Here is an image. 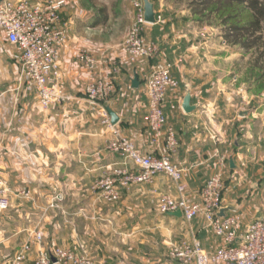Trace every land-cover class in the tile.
Returning a JSON list of instances; mask_svg holds the SVG:
<instances>
[{
    "label": "crops",
    "instance_id": "1",
    "mask_svg": "<svg viewBox=\"0 0 264 264\" xmlns=\"http://www.w3.org/2000/svg\"><path fill=\"white\" fill-rule=\"evenodd\" d=\"M101 1L67 0L62 10L69 26L61 55L67 96L62 103L42 109L34 94L18 90L19 65L13 59L12 46L7 42V54L0 46V80L7 79L10 84L0 93V126L7 129V177L14 188L27 186L32 190V207L41 196L52 200L59 195L71 198L67 209L73 220L84 215L83 224L89 234L84 235L83 242L96 264H180L169 256L173 242L170 229L183 218L160 211L162 196L175 195L166 176L159 175L153 184L122 189L115 204L101 203L92 195L90 189L96 179L126 164L124 158L108 149L111 134L102 124L99 108L87 103L85 87L99 77L112 83L114 92L105 106L119 117L116 126L141 153L158 152L163 142L154 140L147 123V78L153 62L171 63L172 75L180 85L168 90L164 112L179 142L173 161L186 168V196L198 200L206 180L220 172L224 180L222 206L229 208L225 215H241L240 233L252 220L246 215L249 207L238 198L242 189L234 191L230 186L239 173L264 179V108H237L236 93L242 94L244 104L251 95V99L254 97L251 89L236 92V79L221 74L220 60L215 59L218 54H214L220 33L206 41L197 39V30L202 35L203 28L196 25L187 7L177 10L175 0H150L161 20L146 25L145 36L158 43L160 52L154 61L131 63L122 43L109 41L102 34L114 17L135 20L134 4H144V0H105L107 5L114 3L113 14ZM81 51L99 61L94 72L77 59ZM115 62L121 68L118 74L112 70ZM189 92L191 104L197 108L187 113L183 102ZM244 111L248 113L241 115ZM128 167L133 165L128 163ZM1 226L3 221L0 264H7V258L11 256L12 262L16 252L7 254L11 238L2 234ZM97 227L99 233L95 234L91 229ZM191 232L210 253L224 245L206 227L203 215L191 222Z\"/></svg>",
    "mask_w": 264,
    "mask_h": 264
},
{
    "label": "built area",
    "instance_id": "2",
    "mask_svg": "<svg viewBox=\"0 0 264 264\" xmlns=\"http://www.w3.org/2000/svg\"><path fill=\"white\" fill-rule=\"evenodd\" d=\"M66 4L67 0H6L0 3V34L18 52V90L34 94L42 109L67 99L61 66V55L69 34L68 23L62 16ZM134 6L135 20L121 46L131 63L143 59L154 61L160 52L159 45L145 36V26L149 23L145 20L143 2L137 1ZM159 20L161 16H157ZM77 59L91 72L99 64L97 58L87 51L79 52ZM120 69L117 62L112 65L114 74H118ZM179 85L172 75L171 63H152L147 78V123L154 140H161L163 144L158 152L143 154L120 128L111 123L105 102L114 92L113 84L102 77L87 84L86 101L94 108H99L102 124L111 134L108 149L124 158L126 164V167L114 168L100 177L93 185V191L99 192L105 201L117 203L122 189L153 184L159 175H164L174 186L175 195L162 196L160 211L168 213L180 210L187 222L203 215L206 227L224 242L216 252L210 253L193 232L190 237L174 245L170 251L171 257L181 264H264V215L252 220L243 233L239 232L241 215L221 216L224 180L220 172L206 180L198 200L192 201L186 196V168L173 161L179 142L175 129L168 126L164 112L168 90ZM128 163L133 167H128ZM15 193L22 199L34 200L30 188H14L0 168V216L12 206ZM59 196H55L51 207L60 200ZM32 254L33 264H96L85 251L81 253L77 247H48L41 230L33 232L32 239L14 255L12 264H25Z\"/></svg>",
    "mask_w": 264,
    "mask_h": 264
},
{
    "label": "rangeland",
    "instance_id": "3",
    "mask_svg": "<svg viewBox=\"0 0 264 264\" xmlns=\"http://www.w3.org/2000/svg\"><path fill=\"white\" fill-rule=\"evenodd\" d=\"M101 5L106 6L111 13H115V5L114 3H110L107 5L105 0L100 2ZM177 10L186 9V3L184 0L178 1ZM134 18V17H133ZM134 21V19H133ZM133 21L131 19L125 17L120 18H112L111 22L107 27V32H104L102 36L109 39V41L114 40L118 41V43H122L126 38V35L129 32V28H131ZM131 25V26H130ZM199 27H202V32L204 34L201 35L197 30L195 37L197 39L202 38L203 40H209L212 36H216L218 33L219 39L217 42L219 44H215L214 54H218L215 59L220 60L219 67L221 70V74L225 76H229L231 79H236L234 83V88L236 92L242 90H247L250 87V82L245 81V68L247 66V62L250 59V54L244 56V52L237 47H226L222 44L223 39L221 37V27H218L214 24H200L197 22L196 24ZM130 26V27H129ZM129 27V28H128ZM217 33V34H216ZM205 35V36H204ZM218 37V36H217ZM221 42V43H220ZM9 44V43H8ZM10 45V44H9ZM0 46L5 49V53L7 54V42L0 35ZM11 46V45H10ZM122 47V46H121ZM123 49V48H122ZM13 51V59L17 60L18 52L12 46ZM217 52V53H216ZM3 53V52H2ZM125 53V51H124ZM226 60V61H225ZM228 60V61H227ZM16 62V61H15ZM14 62V63H15ZM18 78V75H17ZM17 83V79H16ZM10 86L7 83V79L4 81L0 80V93L1 91H7V87ZM253 87V86H251ZM13 89V88H12ZM253 94L248 101H244L242 94H237V108L245 107L251 108L254 107L264 108V95L263 93L258 92V90L252 89L250 91ZM256 125L258 121H255ZM7 129H3L0 126V168L4 170L7 174ZM6 144V145H5ZM255 160H252V164ZM254 166V165H252ZM251 166V167H252ZM100 179V177L98 178ZM96 179L91 186L92 195L97 198V201L105 204H115L109 203L100 197L99 192L93 191V185L98 180ZM234 183H232L230 187L235 191L236 189H242V191L238 194V198H240V202L242 204H246L249 210L246 215L249 220H254L257 217L264 215V179H254L248 178L244 176L243 173H239L235 176ZM18 187V186H17ZM259 194H256L258 193ZM60 200L55 202V206L51 207V203L53 202L52 198L41 196L38 200V204L32 207V204L35 202L34 200L22 199L18 196L17 193L13 195L12 206L8 209L3 215L0 216V221H3L4 226L1 228L2 234L6 235L7 238H11L9 242H7V254L13 252H18L23 244L29 242L32 239V234L36 230H41L45 235V244L50 246H63L74 248L77 247L78 250L82 253L85 251L88 254L85 246L86 244L83 242V238L85 234L89 231V229L85 228L83 224V220L85 219L84 215L81 217H77L75 220L72 218V212L67 209L68 205L72 203L69 197H65L64 195H60ZM250 205V206H248ZM26 209V210H25ZM87 218V217H86ZM28 228V229H27ZM95 234L99 233V228L91 229ZM158 233V231H157ZM171 237H172V246L171 249L177 244L181 239L188 238L192 235L191 232V222H187L184 219L178 223L173 224L170 229ZM23 237V238H22ZM76 238L74 241L72 238ZM26 240V241H25ZM170 249V251H171ZM89 255V254H88ZM170 256V252H169ZM171 257V256H170ZM11 256L7 258V264H12L10 260ZM33 254L29 256L26 260V264H33ZM173 261H177L181 264L180 261L171 257Z\"/></svg>",
    "mask_w": 264,
    "mask_h": 264
},
{
    "label": "trees",
    "instance_id": "4",
    "mask_svg": "<svg viewBox=\"0 0 264 264\" xmlns=\"http://www.w3.org/2000/svg\"><path fill=\"white\" fill-rule=\"evenodd\" d=\"M184 1L196 22L221 27L225 44L250 54L245 81L264 94V0Z\"/></svg>",
    "mask_w": 264,
    "mask_h": 264
},
{
    "label": "water",
    "instance_id": "5",
    "mask_svg": "<svg viewBox=\"0 0 264 264\" xmlns=\"http://www.w3.org/2000/svg\"><path fill=\"white\" fill-rule=\"evenodd\" d=\"M4 1H6V0H0V3L4 2ZM144 8H145V20H146V22L149 24H156L157 23V13L155 10V4L153 2H151L150 0H144ZM133 85L135 87L138 86L137 77L134 78ZM191 101H192V97H191V93L189 92V93H187V95L184 99V102H183V109L187 113H190L197 108V106H194L191 104ZM107 109H108V112L111 116V123L113 125H116L119 121V117L110 108H107ZM247 113H248L247 111H244V112H241V115H246ZM232 164H233V162H232ZM227 210H229V208L222 209L220 215L225 216V213ZM166 214H168L170 216L182 218V212L180 210L175 211V212H168Z\"/></svg>",
    "mask_w": 264,
    "mask_h": 264
}]
</instances>
